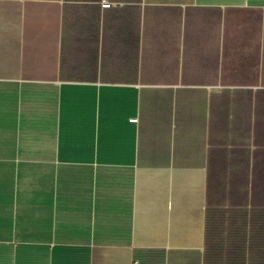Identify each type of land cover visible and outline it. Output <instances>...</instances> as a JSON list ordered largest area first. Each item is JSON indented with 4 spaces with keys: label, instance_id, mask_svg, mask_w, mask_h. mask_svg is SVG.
<instances>
[{
    "label": "crops",
    "instance_id": "obj_1",
    "mask_svg": "<svg viewBox=\"0 0 264 264\" xmlns=\"http://www.w3.org/2000/svg\"><path fill=\"white\" fill-rule=\"evenodd\" d=\"M134 262L264 264V0H0V264Z\"/></svg>",
    "mask_w": 264,
    "mask_h": 264
},
{
    "label": "built area",
    "instance_id": "obj_2",
    "mask_svg": "<svg viewBox=\"0 0 264 264\" xmlns=\"http://www.w3.org/2000/svg\"><path fill=\"white\" fill-rule=\"evenodd\" d=\"M105 7L109 6V4H104ZM133 264H139L137 262H134Z\"/></svg>",
    "mask_w": 264,
    "mask_h": 264
}]
</instances>
